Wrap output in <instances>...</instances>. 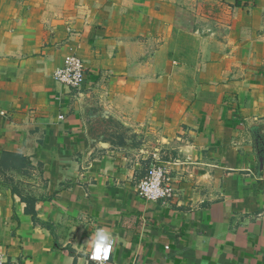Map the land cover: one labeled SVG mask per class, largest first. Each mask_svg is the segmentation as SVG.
I'll list each match as a JSON object with an SVG mask.
<instances>
[{"label": "crops", "instance_id": "obj_1", "mask_svg": "<svg viewBox=\"0 0 264 264\" xmlns=\"http://www.w3.org/2000/svg\"><path fill=\"white\" fill-rule=\"evenodd\" d=\"M71 54L80 98L53 78ZM96 94L151 139H93ZM262 124L264 0H0V254L89 264L103 230L109 264H264ZM144 148L169 201L136 193Z\"/></svg>", "mask_w": 264, "mask_h": 264}, {"label": "built area", "instance_id": "obj_2", "mask_svg": "<svg viewBox=\"0 0 264 264\" xmlns=\"http://www.w3.org/2000/svg\"><path fill=\"white\" fill-rule=\"evenodd\" d=\"M87 77L85 62L77 55L66 56L61 67L53 72L54 80L66 86L75 98L82 96V87ZM147 160L145 173L136 181V193L145 201L165 202L173 197L174 178L171 176L169 165L162 159L161 149L141 150ZM113 240L110 235L100 230L87 253L89 264H109L112 254ZM0 264H23L22 260L9 258L0 254Z\"/></svg>", "mask_w": 264, "mask_h": 264}, {"label": "rangeland", "instance_id": "obj_3", "mask_svg": "<svg viewBox=\"0 0 264 264\" xmlns=\"http://www.w3.org/2000/svg\"><path fill=\"white\" fill-rule=\"evenodd\" d=\"M87 108L88 128L93 139L109 141L114 146H122L124 144L135 147L140 146L142 141L145 140L144 138L147 141L151 139V137H148L150 133L143 134L135 127L126 126L120 118L107 111L105 101L97 94L88 103ZM255 137L258 148L264 153V124L258 127Z\"/></svg>", "mask_w": 264, "mask_h": 264}, {"label": "trees", "instance_id": "obj_4", "mask_svg": "<svg viewBox=\"0 0 264 264\" xmlns=\"http://www.w3.org/2000/svg\"><path fill=\"white\" fill-rule=\"evenodd\" d=\"M30 202L28 201V205H27V208H26V211L28 212V213H31L32 214V216L35 214V211H34V209H33V205H31V204H29Z\"/></svg>", "mask_w": 264, "mask_h": 264}]
</instances>
